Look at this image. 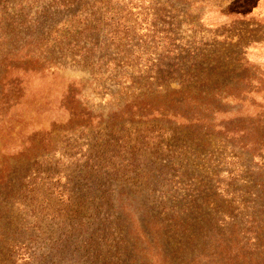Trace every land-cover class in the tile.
<instances>
[{
    "label": "rangeland",
    "instance_id": "1",
    "mask_svg": "<svg viewBox=\"0 0 264 264\" xmlns=\"http://www.w3.org/2000/svg\"><path fill=\"white\" fill-rule=\"evenodd\" d=\"M2 4L58 68L0 128V178H26L0 264H229L209 234L240 224L205 204L264 191V0Z\"/></svg>",
    "mask_w": 264,
    "mask_h": 264
},
{
    "label": "trees",
    "instance_id": "2",
    "mask_svg": "<svg viewBox=\"0 0 264 264\" xmlns=\"http://www.w3.org/2000/svg\"><path fill=\"white\" fill-rule=\"evenodd\" d=\"M2 1L0 0V128L4 129L3 125L11 120L17 121V117L21 115L23 106L27 104L29 93L31 95L33 92L32 85L50 75L48 73L51 69L58 67L56 60L40 56L41 42L35 38L31 40L28 26L23 21H18V18H24V11L6 10L7 7L4 9ZM179 58L173 59L180 60ZM73 106H76V102ZM153 109L155 110L152 108L151 113ZM121 113L122 118H137L141 112L131 110L129 113ZM263 146L264 143L261 142L259 147L262 149ZM254 156L264 162V149ZM28 165L27 161L26 167ZM25 180L23 173L18 175L13 186L8 187L2 178H0V185L12 193L17 199L15 203L21 204L18 198H21L22 193L25 194ZM58 188L59 186H56V190ZM237 192H242L241 188L237 189ZM255 197L254 200H244V202L237 200L221 203L206 202L205 206H212L211 208L217 210L220 216L228 217L226 218L228 222H223L222 227L232 228L240 224L236 233L232 231L226 233L224 229L217 233H210L209 243L219 244L220 247L213 246L216 251L212 252H209L211 247H206L208 256H220L219 252L224 249V256L229 264H264V191L262 188L256 190ZM222 243L226 246H222Z\"/></svg>",
    "mask_w": 264,
    "mask_h": 264
}]
</instances>
